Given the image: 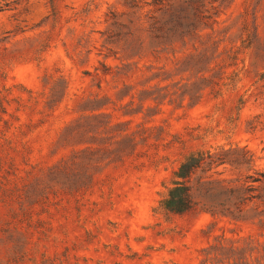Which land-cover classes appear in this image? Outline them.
Returning <instances> with one entry per match:
<instances>
[{
	"label": "rangeland",
	"instance_id": "1",
	"mask_svg": "<svg viewBox=\"0 0 264 264\" xmlns=\"http://www.w3.org/2000/svg\"><path fill=\"white\" fill-rule=\"evenodd\" d=\"M167 5L0 0V264H264V0Z\"/></svg>",
	"mask_w": 264,
	"mask_h": 264
},
{
	"label": "trees",
	"instance_id": "2",
	"mask_svg": "<svg viewBox=\"0 0 264 264\" xmlns=\"http://www.w3.org/2000/svg\"><path fill=\"white\" fill-rule=\"evenodd\" d=\"M122 2L129 8L127 12L128 24H124L123 26L128 28L127 32L133 39H136V41L140 40V34H135V30L141 31V28L135 27L134 31L131 30V28L136 26V21L141 20L142 16H144L146 23V27L142 29V32H146L149 38H153V29L161 32L162 35H165L167 30H169L168 24L170 16L165 18L170 11L167 7V0H122ZM155 6H157V11L162 12L164 17L161 18L160 21L153 23L152 14ZM139 43H141V41H139ZM196 165V162L191 163L190 158H188L183 161L174 172L172 181L173 186L169 189L168 197L164 201L165 207L173 211L182 212L193 206L190 187L186 185V179Z\"/></svg>",
	"mask_w": 264,
	"mask_h": 264
}]
</instances>
